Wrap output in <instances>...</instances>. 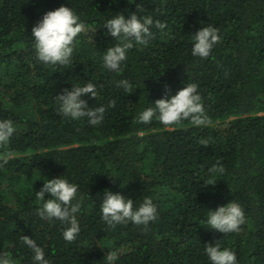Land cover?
Returning a JSON list of instances; mask_svg holds the SVG:
<instances>
[{
	"label": "trees",
	"instance_id": "obj_1",
	"mask_svg": "<svg viewBox=\"0 0 264 264\" xmlns=\"http://www.w3.org/2000/svg\"><path fill=\"white\" fill-rule=\"evenodd\" d=\"M0 264H264V0H0Z\"/></svg>",
	"mask_w": 264,
	"mask_h": 264
}]
</instances>
